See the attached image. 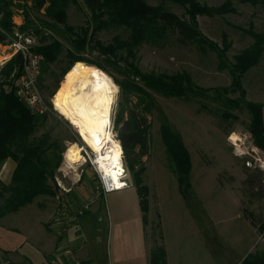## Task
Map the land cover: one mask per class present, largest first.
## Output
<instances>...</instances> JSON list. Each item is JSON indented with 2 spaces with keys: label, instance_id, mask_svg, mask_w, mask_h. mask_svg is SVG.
I'll return each instance as SVG.
<instances>
[{
  "label": "rangeland",
  "instance_id": "obj_1",
  "mask_svg": "<svg viewBox=\"0 0 264 264\" xmlns=\"http://www.w3.org/2000/svg\"><path fill=\"white\" fill-rule=\"evenodd\" d=\"M202 1L208 5H218L223 0ZM149 2L157 3L155 0ZM234 4L235 13L198 17L201 32L217 43H220L223 31L228 34L232 41L227 52L229 63L233 61L234 54L252 43V39L237 27L247 28L252 22L254 30L264 31V5L251 6L236 0ZM167 6L177 15L184 16L182 7L173 3H167ZM23 14L22 9L14 8L12 21L20 29L15 30L10 42L0 44L2 61H7L16 54L11 43L19 39V36L22 40L25 36L33 37L29 44L31 49L40 45L41 37L57 39L65 48L70 47L63 26L48 19L44 15V9L29 10L26 19ZM89 17L90 13L81 0L78 5L69 4L68 24L83 26ZM115 32L100 31L97 38L105 43L110 41ZM83 56L90 61H100L105 66L106 71L98 70L114 88L105 80L114 92L110 130L113 139L120 143L116 126L121 92L115 80L123 79L126 67L121 61L109 62L96 49H87ZM2 61L0 68L4 64ZM134 61L142 72L153 71L168 75L186 72L203 88L218 89L228 86L231 79L228 70L217 69L216 57L212 51L203 53L195 44L179 43L173 38H169L160 47L148 44L140 46ZM78 62L96 68L82 61ZM66 64L67 57L63 51L60 60L50 64L48 70H42L41 78L38 79L39 90L48 106V112L36 135L49 132L51 140L58 144V149L50 154L51 157L61 155L60 164L54 170L56 194L36 197L34 204L23 207L24 213H55L65 219L85 213L98 217L102 231L98 232L96 244L89 242L88 245L95 255V264H146L150 247L162 245L164 224H169L175 236L199 238L201 263L207 259L206 264H240L249 254L264 256V232H258L240 210L245 208L258 223H264V149L256 146L249 132L250 113L246 108H228L224 103L226 95L215 99L213 91L202 95L189 93L186 98H171L150 90L155 106L148 116L151 120L149 154L142 156L143 170L140 174L142 184L148 189V223H145L134 185V170L124 165L126 183L129 185L120 191L103 193L101 179L96 171L97 152L81 140L76 126L69 123L54 102V96L67 73L62 75L61 72ZM258 70L261 71L259 75L264 76V62L252 67L243 77L245 91L255 81L253 76L258 75ZM56 80H59L58 87ZM228 96L237 97L238 93H230ZM246 99L250 100L247 96ZM123 115L125 117L126 113ZM162 124L180 134L190 153V182L193 190L190 196L181 195L176 177L167 166L164 144L159 134ZM230 135V139L237 145L228 140ZM71 147L79 150L78 160L67 158ZM123 161L122 149V163ZM13 166L11 159L3 162L0 166L1 181L9 182ZM214 175L223 188L231 189L238 195L239 209L231 193L220 191L216 187ZM193 221L198 225V232L193 227ZM1 263L29 264L24 259L14 262L0 253Z\"/></svg>",
  "mask_w": 264,
  "mask_h": 264
},
{
  "label": "trees",
  "instance_id": "obj_2",
  "mask_svg": "<svg viewBox=\"0 0 264 264\" xmlns=\"http://www.w3.org/2000/svg\"><path fill=\"white\" fill-rule=\"evenodd\" d=\"M78 1L0 0V44L10 42L15 30L20 29L12 21L14 8L22 9L25 19L29 16V10L44 9V15L48 19L63 26L70 47L65 48L57 39L41 37L40 45L32 49L43 57L41 71L48 70V66L60 60V55L65 51L67 64L61 70L62 75L66 72L67 75L75 68H90L98 71L113 88L107 77L98 70L106 71L103 63L87 60L83 53L87 49H96L109 62H123L126 67L123 79H114L121 92L116 131L124 153V165L134 170V185L145 223H148V189L142 184L140 174L143 170L142 156L149 154L151 120L148 116L155 106L150 90L171 98H186L189 93L202 95L209 91L215 92V99L226 95L224 103L228 108H246L250 113L249 132L256 146L264 149V105L247 100L242 85L245 74L264 57V31L254 30L252 22L247 28L237 27L252 39V43L234 54L233 61L229 63L227 52L232 41L228 34L223 31L221 41L217 43L201 32L198 23L199 16L235 13V0H223L218 5H208L202 0H155V4H151L150 0H81L90 13V19L83 26L74 27L67 22V8L70 3L78 5ZM236 1L251 6L264 5V0ZM167 3L182 7L184 16L173 12ZM108 30L116 31L110 41L104 43L98 40L97 34ZM169 38L179 43L195 44L203 53L212 51L216 57L217 69L228 70L231 78L229 85L218 89L203 88L186 72L169 75L153 71L142 72L134 61L138 48L144 44L160 47ZM21 66L22 55L16 53L0 68V166L7 159L15 163L9 182L0 180V218L31 204L38 196H55L57 187L54 170L61 160L59 154L54 158L50 155L58 149V144L51 140L50 133L45 131L36 135L46 120L47 113H33L15 92L16 80L22 72ZM40 78L41 74L38 79ZM56 83L58 87L59 80ZM236 92L237 97L228 96ZM159 134L164 144L167 166L176 177L181 195H192L191 158L180 134L165 124L160 125ZM135 167L138 168L135 170ZM240 210L258 232H264V223H258L245 208ZM149 264H166L163 245L152 248ZM240 264H264V256L249 254Z\"/></svg>",
  "mask_w": 264,
  "mask_h": 264
},
{
  "label": "crops",
  "instance_id": "obj_3",
  "mask_svg": "<svg viewBox=\"0 0 264 264\" xmlns=\"http://www.w3.org/2000/svg\"><path fill=\"white\" fill-rule=\"evenodd\" d=\"M2 59L3 57L0 56V61ZM261 61L264 62V59ZM2 62H6V59ZM257 73L258 75L253 76L255 81L251 82L246 90V96L264 105V76L259 75L260 70ZM262 120H264V106H262ZM214 177L217 182L216 187L220 191L231 193L239 209L238 195L231 189L223 188L215 175ZM128 185L129 183L126 186ZM31 204H34V201ZM23 207L0 218V253L14 262L24 259L29 264H95V255L88 245L89 242L96 244L98 232L102 231L98 217L89 213L72 215L69 219L55 213L26 214L22 211ZM11 221L14 222L10 224ZM194 226L198 232V225L193 221ZM163 229L162 245L166 253V264H206L207 259L203 263L200 261L197 236L187 239L183 236H175L169 224H164ZM151 250L152 246L146 264L150 262Z\"/></svg>",
  "mask_w": 264,
  "mask_h": 264
},
{
  "label": "bare ground",
  "instance_id": "obj_4",
  "mask_svg": "<svg viewBox=\"0 0 264 264\" xmlns=\"http://www.w3.org/2000/svg\"><path fill=\"white\" fill-rule=\"evenodd\" d=\"M113 99V89L98 71L90 68L69 72L54 96L55 104L69 123L76 126L81 140L97 152L95 163L105 184L121 188L124 183L118 171L122 166V148L110 130ZM51 102L54 107L52 99ZM78 154L79 150L71 147L67 158L78 160Z\"/></svg>",
  "mask_w": 264,
  "mask_h": 264
},
{
  "label": "built area",
  "instance_id": "obj_5",
  "mask_svg": "<svg viewBox=\"0 0 264 264\" xmlns=\"http://www.w3.org/2000/svg\"><path fill=\"white\" fill-rule=\"evenodd\" d=\"M19 39L12 41L11 46L15 53H21L22 55V72L15 83V92L18 97L26 104V106L36 114H44L48 112V106L43 99L39 86L38 78L41 73V63L42 56L32 51L29 44L32 42V36H25L22 40V37L19 36ZM53 106V105H52ZM54 108V107H53ZM55 110V109H54ZM56 111V110H55ZM231 135L228 140L237 145L232 141ZM101 179V190L103 193H108L114 190H118L120 187H112L107 185L104 182V178L101 173L96 169ZM118 176L123 180L124 185H121V188L127 185L126 183V169L124 167V162L122 163L121 168L118 171ZM120 188V189H121ZM8 263V261H5ZM3 264V263H1Z\"/></svg>",
  "mask_w": 264,
  "mask_h": 264
}]
</instances>
